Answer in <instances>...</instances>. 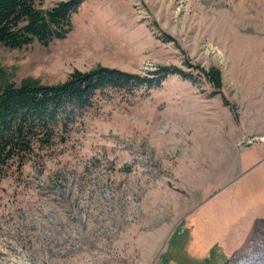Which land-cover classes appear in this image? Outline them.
I'll return each instance as SVG.
<instances>
[{
    "label": "rangeland",
    "instance_id": "1",
    "mask_svg": "<svg viewBox=\"0 0 264 264\" xmlns=\"http://www.w3.org/2000/svg\"><path fill=\"white\" fill-rule=\"evenodd\" d=\"M71 21L0 45L4 81L180 73L107 91L0 175V264H264V0H84Z\"/></svg>",
    "mask_w": 264,
    "mask_h": 264
},
{
    "label": "trees",
    "instance_id": "2",
    "mask_svg": "<svg viewBox=\"0 0 264 264\" xmlns=\"http://www.w3.org/2000/svg\"><path fill=\"white\" fill-rule=\"evenodd\" d=\"M42 1L0 0V45L20 49L35 40L48 44L66 37L72 16L84 0H60L46 9ZM201 71L220 89L217 68ZM176 72L180 73L162 67L141 75L97 65L87 71L74 69L57 83L27 78L15 84L4 81L0 70V175L12 165L22 168L27 157L51 146L55 138L64 142L72 125L107 91L134 95L143 89L148 93L160 87L168 74Z\"/></svg>",
    "mask_w": 264,
    "mask_h": 264
}]
</instances>
